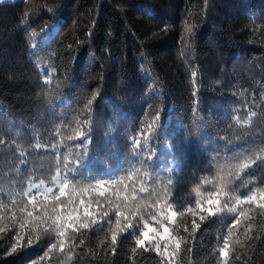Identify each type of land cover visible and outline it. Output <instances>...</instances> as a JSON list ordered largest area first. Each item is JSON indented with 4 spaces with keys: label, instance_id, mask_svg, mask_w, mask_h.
Here are the masks:
<instances>
[{
    "label": "trees",
    "instance_id": "16d2710c",
    "mask_svg": "<svg viewBox=\"0 0 264 264\" xmlns=\"http://www.w3.org/2000/svg\"><path fill=\"white\" fill-rule=\"evenodd\" d=\"M80 132L90 140L86 152ZM261 150L264 0L0 4V264H264V210L241 205L248 219L233 227L238 212L224 207L232 201L222 197L223 210L210 214L196 210L191 192L202 176L213 180L217 168ZM78 155L84 160L76 169ZM260 170L259 163L250 170L257 183ZM56 175L82 185L105 181L113 201L109 185L124 178L130 194L147 203L152 188L173 181L176 215L164 223L179 249L173 243L165 250L161 241L157 250L151 234L137 247L145 220L159 227L144 211L113 245L115 203L95 194L85 197L98 201L94 222L69 230L63 249L50 222L29 244L20 209L44 197L27 196V186H51ZM33 214L43 215L39 204Z\"/></svg>",
    "mask_w": 264,
    "mask_h": 264
},
{
    "label": "snow or ice",
    "instance_id": "6c2138e0",
    "mask_svg": "<svg viewBox=\"0 0 264 264\" xmlns=\"http://www.w3.org/2000/svg\"><path fill=\"white\" fill-rule=\"evenodd\" d=\"M194 27L195 25L186 27L185 31L189 36L193 34ZM94 99L95 95L93 96ZM88 104L91 105L92 100H89ZM159 119L160 117L158 115L157 120ZM79 136L83 137V140L78 147H83L86 152L88 150V144L90 143L89 137L83 132H80ZM144 144L145 146L148 145L147 139H145ZM136 145L139 146L140 142L136 141ZM141 150L143 151V149ZM83 160V156L78 155L75 160L76 169ZM140 162L141 164L145 163L144 160ZM258 163L262 169L260 170V176L262 178L260 183H257L256 176L250 172V170L256 169ZM53 181L58 187V195L52 194V188H44L41 183L35 187L42 192L44 199L37 200L35 196H32L28 201L31 205V210H28L26 207L20 209L25 215L19 227L21 233L24 230L30 233L29 244L32 243L31 234H38V230L42 224L50 222L49 226L54 228L57 236L61 238L59 240V247L63 249L65 241L68 238L69 230L76 232L81 228L89 227L90 222H94L92 218L96 215V209L93 208V203H98V201H93L91 198L85 199V197L95 194L96 196H103L109 205L115 203V228L111 229L113 245L116 243L118 232L124 230V228H132V219L138 213L144 211L152 217V220L159 227H153L149 221L145 220L140 230V235L136 238L137 247H142L146 242H150L149 236L151 234V241H155L157 250L160 248L161 241H165V250L173 243L175 244V250L179 249V242L175 237L171 236L169 228L164 223V221L172 222L176 215V212L173 211L176 206L170 202L173 195V181L168 180L167 184L163 186L158 184L151 189L149 196L152 203L137 200L135 196L131 195L128 186L124 184V178H121L119 181L113 180L111 185H109V187L115 190V201L112 200L111 196H105V192L108 191V188L105 187V181H96L95 183L82 185L81 181L73 180L68 175H57L53 177ZM204 183L209 184L211 190L205 189L202 191V185ZM238 183L239 187H237ZM244 188L247 189V193L241 195L240 190ZM121 191L124 192L123 196L119 194ZM131 191L134 192L135 189L133 188ZM191 192L196 197V210L207 211L210 214H215V212L223 210L221 207L222 197L232 201L231 207H228L227 204L224 207H227V211L230 213L238 212V216L233 224V227H235L240 223V218L248 219L247 210H240L241 205L256 204L261 210H264V150L239 159L237 163L217 168L216 176L213 180H207L206 177L202 176L200 183L195 184L191 188ZM50 194H52L51 202H49ZM62 197L65 199L62 200ZM37 204L43 209V215L38 214L34 216L33 213L37 208ZM60 205H63V207H60ZM154 206L158 207H156L155 211H152ZM111 210V207L107 210L101 209L100 215L107 217L108 212ZM187 211L193 212L194 209L189 205ZM245 235L247 236V232ZM231 237L232 229L230 228L229 234L224 237L223 247L220 249L221 257L227 256V249L229 248ZM53 247H57V245H53ZM225 264H227L226 259Z\"/></svg>",
    "mask_w": 264,
    "mask_h": 264
},
{
    "label": "rangeland",
    "instance_id": "374dc122",
    "mask_svg": "<svg viewBox=\"0 0 264 264\" xmlns=\"http://www.w3.org/2000/svg\"><path fill=\"white\" fill-rule=\"evenodd\" d=\"M15 1H18V0H0V4L12 3V2H15ZM36 185H40V184H34V183H32V184H29L27 186V189H26V195L27 196H30L32 194L43 196L42 195V192L40 190H38L37 187H35ZM43 187L44 188H52L53 192L54 191H59L58 190V187L56 186V184H55L54 181L52 182V185L51 186H47V185H44L43 184Z\"/></svg>",
    "mask_w": 264,
    "mask_h": 264
},
{
    "label": "bare ground",
    "instance_id": "6f19581e",
    "mask_svg": "<svg viewBox=\"0 0 264 264\" xmlns=\"http://www.w3.org/2000/svg\"><path fill=\"white\" fill-rule=\"evenodd\" d=\"M215 11V10H214ZM222 11V10H221ZM223 13V12H222ZM210 15V14H209ZM217 20V19H216ZM210 23V22H209ZM226 25V24H225ZM211 26V25H210ZM215 28V27H214ZM207 31V30H206ZM212 31V30H211ZM209 38V37H208ZM204 39H205V37H204ZM205 48V47H204ZM210 50V49H209ZM211 55V54H210Z\"/></svg>",
    "mask_w": 264,
    "mask_h": 264
}]
</instances>
